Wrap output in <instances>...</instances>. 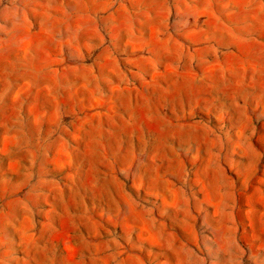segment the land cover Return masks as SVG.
Instances as JSON below:
<instances>
[{
    "label": "rangeland",
    "instance_id": "obj_1",
    "mask_svg": "<svg viewBox=\"0 0 264 264\" xmlns=\"http://www.w3.org/2000/svg\"><path fill=\"white\" fill-rule=\"evenodd\" d=\"M0 264H264V0H0Z\"/></svg>",
    "mask_w": 264,
    "mask_h": 264
}]
</instances>
